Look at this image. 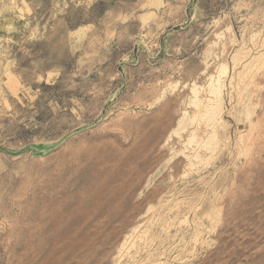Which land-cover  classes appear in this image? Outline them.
<instances>
[{
    "label": "rangeland",
    "instance_id": "rangeland-1",
    "mask_svg": "<svg viewBox=\"0 0 264 264\" xmlns=\"http://www.w3.org/2000/svg\"><path fill=\"white\" fill-rule=\"evenodd\" d=\"M0 264H264V0H0Z\"/></svg>",
    "mask_w": 264,
    "mask_h": 264
},
{
    "label": "bare ground",
    "instance_id": "bare-ground-1",
    "mask_svg": "<svg viewBox=\"0 0 264 264\" xmlns=\"http://www.w3.org/2000/svg\"><path fill=\"white\" fill-rule=\"evenodd\" d=\"M211 94H213L214 96H216V97L218 98V95L216 94L215 91H212ZM196 97H197V96H196ZM195 100H196V99H195ZM192 104H193V103H192ZM186 105H187V104H186ZM195 108H196V107H195ZM209 113H210V112H209ZM215 114H218V112H217L216 110H212V111H211V114H210V118L213 119ZM187 119H188V118H187ZM187 122H188V121H187ZM187 122H186V123H187ZM190 122L192 123V121H190ZM187 124H188V123H187ZM185 127H187V126H185Z\"/></svg>",
    "mask_w": 264,
    "mask_h": 264
}]
</instances>
